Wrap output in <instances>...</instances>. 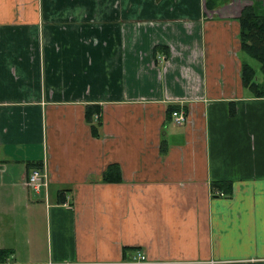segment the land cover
<instances>
[{
    "label": "crops",
    "instance_id": "0c3cea01",
    "mask_svg": "<svg viewBox=\"0 0 264 264\" xmlns=\"http://www.w3.org/2000/svg\"><path fill=\"white\" fill-rule=\"evenodd\" d=\"M254 1L0 0V264H264Z\"/></svg>",
    "mask_w": 264,
    "mask_h": 264
},
{
    "label": "trees",
    "instance_id": "16d2710c",
    "mask_svg": "<svg viewBox=\"0 0 264 264\" xmlns=\"http://www.w3.org/2000/svg\"><path fill=\"white\" fill-rule=\"evenodd\" d=\"M224 1L228 0H206V6L209 10H213ZM239 22L242 52L260 64V70L264 76V7L261 0H255L253 4L244 8L241 17H239ZM242 83L255 97H264V80L262 83L257 82L254 67L245 61L242 66ZM88 114L91 115L89 109ZM30 166L41 168L43 164L37 163ZM113 169L114 167L109 169L105 180H110L107 175H110ZM213 186L217 188L227 187L221 183H214Z\"/></svg>",
    "mask_w": 264,
    "mask_h": 264
},
{
    "label": "built area",
    "instance_id": "2783aa9c",
    "mask_svg": "<svg viewBox=\"0 0 264 264\" xmlns=\"http://www.w3.org/2000/svg\"><path fill=\"white\" fill-rule=\"evenodd\" d=\"M173 117L177 124H182L186 120V115L184 112L175 111L173 112ZM28 185L36 192H40L43 189H48V175L46 171L40 168L32 170L28 178ZM223 196V193H220ZM150 260L146 254L142 251H136L133 260L130 264H151Z\"/></svg>",
    "mask_w": 264,
    "mask_h": 264
},
{
    "label": "rangeland",
    "instance_id": "374dc122",
    "mask_svg": "<svg viewBox=\"0 0 264 264\" xmlns=\"http://www.w3.org/2000/svg\"><path fill=\"white\" fill-rule=\"evenodd\" d=\"M247 59L250 62V64H252V66L255 67V69L258 71V76H259L258 78L260 79L263 76L260 70V64L256 60H253L251 58H247Z\"/></svg>",
    "mask_w": 264,
    "mask_h": 264
}]
</instances>
